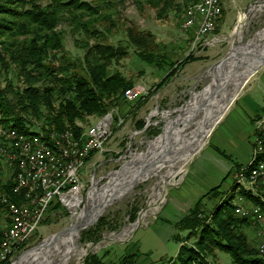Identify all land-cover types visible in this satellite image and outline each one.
<instances>
[{"label": "rangeland", "instance_id": "obj_1", "mask_svg": "<svg viewBox=\"0 0 264 264\" xmlns=\"http://www.w3.org/2000/svg\"><path fill=\"white\" fill-rule=\"evenodd\" d=\"M175 1L176 4L164 13L160 12V6L145 4L139 7L134 0H125L120 6V14L116 18L117 26L107 41L117 45H128L129 54L119 63L114 64L112 70H120L135 82L136 87H142L144 91L141 99L129 102L123 98L107 114L90 116L84 123L78 122L84 127V132L78 139L81 143L86 139L85 131L96 129L107 122L109 112L117 113L113 115L114 126L112 133L105 140L104 150L96 151L88 158L81 194L83 201L74 209L71 206L54 204L40 229L23 246H20L21 250H18L10 260L11 264L22 253L48 239L46 245L40 248L41 251L32 260L31 264H36L55 240L73 230L75 218L85 210L88 200L97 192L100 195L108 187L106 186L108 181L120 171L121 167L127 169L136 160L139 162L133 172H142V174L150 172L149 178L119 196L114 194L106 200L98 201L103 203L99 219L105 218L108 224L96 238L92 239L88 238V231L94 228L98 221L88 223L81 229L79 242L84 250V256L80 259V264H84L86 256L90 253H100L105 262L111 264L117 262L122 255L135 251L139 252V261L142 264H167L176 256L180 247L175 236L187 234L186 231L177 228L176 222L189 213L199 197V190L208 191L215 181L219 183L228 173L231 163L216 150V147H222L219 137L226 128H229L230 120L227 119L222 123L220 121L230 108L234 112L232 117L236 112L243 111L246 106L253 103V97L261 93V84L264 85V70L260 74L264 66L239 88L228 107L225 106L222 117L213 127L207 141H202L198 146L197 142L200 138L194 136L199 131L202 132L208 120L225 103L227 96L234 92L237 80L240 78L237 75H230L234 69H237V74L241 73L251 58L264 51V47L258 46L259 43L264 44V36L260 37L261 41L252 43L253 46L248 49L244 46L241 61H233L227 65L220 86L213 90L214 83H217L221 75L218 64L232 48L231 37L234 29L248 8L262 0H223L221 20L219 19L216 30L211 34V44L204 49L194 43L197 27L190 29L184 27L185 10L191 3L185 4L184 0ZM42 2L47 3L48 0ZM132 26L138 30L151 32L154 37V50L169 55V61H175L176 65L179 66L182 58L190 53L198 59L178 68L169 81L154 93L157 84L170 70V66L167 63L162 67L151 65L138 57L135 48L127 39V28ZM61 27L65 31L63 53L73 61H80L84 51L76 45L75 40L81 36L72 34L67 24H62ZM263 29L264 10L250 20L249 27L243 35L244 42L254 38L256 33ZM246 51L248 52L244 53ZM9 79L14 85H21V79L19 80L13 68L1 75L2 85H5ZM208 94L213 95L207 97ZM260 103L264 105L263 96L260 98ZM119 118L123 119L122 123H119ZM256 119L259 121V118ZM262 119L264 117L260 118ZM140 120L145 122L143 128L137 125ZM1 125L3 124L0 123V132L7 131ZM38 126L36 123L31 127L30 133L48 137L45 132L42 133L41 129L37 128ZM159 126L161 132L158 135L147 133L148 127ZM68 131L70 132L66 130L58 134ZM52 134L57 133L52 132L48 137L50 140ZM49 139L46 138L48 142ZM1 141L3 139L0 137ZM184 165L186 170L180 172ZM236 170L237 168L233 167V171L225 176V184L233 185L234 182L238 184L235 179ZM10 173L8 163L0 157V178L5 181ZM131 174L132 172H128L124 176H119L115 180L114 187L123 186ZM257 185H253L250 190L254 192ZM231 188L226 192H230ZM239 188L249 189L242 185H239ZM89 192L91 193L88 196ZM215 202V199H207L204 204L206 212H210L216 205ZM244 205L251 204L244 202ZM139 221L141 222L138 223ZM7 223V211L2 209L0 227L6 229ZM132 225L133 229L130 228ZM245 228L251 243L260 249L259 245L264 240V233L259 234V231L264 232V221L254 218L251 226ZM63 230L61 235L55 236ZM115 237L118 239L111 240ZM96 247H98L96 250H92ZM89 250L92 251L88 253ZM209 259L212 264H235L229 253L220 250ZM67 264H78V262L71 259Z\"/></svg>", "mask_w": 264, "mask_h": 264}, {"label": "trees", "instance_id": "obj_2", "mask_svg": "<svg viewBox=\"0 0 264 264\" xmlns=\"http://www.w3.org/2000/svg\"><path fill=\"white\" fill-rule=\"evenodd\" d=\"M124 1L48 0L43 3L42 0H0V123L4 129L28 134L37 123L47 134L70 130L79 139L84 127L78 122L84 123L90 116L107 114L129 96L130 91L136 88L135 82L120 70H112L114 64L129 54V46L107 41L117 26L116 18ZM134 1L139 7L145 4L160 6L162 13L176 4L175 0ZM199 1L184 0V3ZM62 24H67L75 36H81L75 40L84 51L78 62L63 53L65 31ZM127 39L141 60L160 67L164 63L170 66L154 93L169 81L178 68L198 59L190 53L182 58L179 66L176 65L175 61H169V55L154 50L151 32L133 26L127 28ZM10 68L16 71L21 85H14L11 79L2 85L1 75ZM137 125L143 128L145 122L140 120ZM160 132V126L147 128V133L154 136ZM254 133L263 148L253 155L255 158L249 169L264 161V128L256 127ZM255 144L254 141L256 147ZM242 166L239 163L234 165L237 169ZM10 169L7 180L0 178V194L22 204L26 201L25 191H15L17 172ZM208 194L213 198L224 196L210 212H206L203 198L199 199L189 213L176 222L177 228L187 234L175 236L180 247L167 264H212L209 258L218 250L229 253L235 264H264V252L251 243L245 228L251 226L253 216L242 217L235 213V201L242 197L244 202L251 204L248 206L258 207L264 214V184L259 183L253 192L239 188L234 182L226 194H223L220 184ZM2 209H5V204L0 199ZM107 224L105 218L99 219L95 227L88 231V238H96ZM4 233L5 229L0 227V247ZM47 241L45 239L22 253L13 264H31ZM139 257L138 251L126 253L111 264H142ZM0 264H11V261L0 260ZM84 264L107 263L100 253H90Z\"/></svg>", "mask_w": 264, "mask_h": 264}, {"label": "built area", "instance_id": "obj_3", "mask_svg": "<svg viewBox=\"0 0 264 264\" xmlns=\"http://www.w3.org/2000/svg\"><path fill=\"white\" fill-rule=\"evenodd\" d=\"M223 13V0H203L202 2H193L185 10L184 27L189 29L190 20H199L200 28L195 30L194 43L199 48H206L211 43V34L216 30L219 19ZM144 89L136 87L132 89L129 96H126V101L136 102L141 99V94ZM117 114L109 112L107 122L100 125L97 129L85 131L86 144L83 146V151L80 157L71 156V147H61V156L50 158V150L34 151L35 165L38 166V172H45V180H48V173H53V168H60V175H57V183L48 189L47 196L32 200L31 208H28V214H20V206H12V201L5 199L4 194H0V199L5 204L7 211L8 223L4 233L3 245L0 253V260H12L14 255L26 241L30 239L41 227L43 220L48 216L54 204L65 205L68 207V202L74 199L76 190L82 194L84 187V172L88 158L96 151L104 150L105 140L110 136L113 129L114 117ZM123 119L119 118V123ZM258 128H264V119L257 121ZM37 128L45 132L39 125ZM51 135V134H47ZM0 137L5 142L0 144V157L3 158L16 172L21 173V180L24 179V151L29 148V142H25L23 137H15L9 131H1ZM68 139V138H67ZM256 147L253 153L262 149V143L259 139H254ZM57 144V140H54ZM247 165V164H246ZM14 167V168H13ZM235 172V179H243V168ZM264 178V169L258 175ZM243 185L249 186V182H243ZM82 196V195H81ZM58 210V209H57ZM235 212L239 216H253L255 219L263 220L264 214L258 211V207L244 205L242 197L236 200ZM259 246H264V240Z\"/></svg>", "mask_w": 264, "mask_h": 264}, {"label": "bare ground", "instance_id": "obj_4", "mask_svg": "<svg viewBox=\"0 0 264 264\" xmlns=\"http://www.w3.org/2000/svg\"><path fill=\"white\" fill-rule=\"evenodd\" d=\"M201 0L200 2H202ZM264 10V0H262L257 5H252L250 8H248L247 12H245V15L243 18L239 21L238 26L234 29L232 37H231V53H235L238 48L244 46L247 47V49L252 45V43H256L261 41L262 36H264V29L257 32L254 38H252L249 41L244 42L245 37L243 35L245 34V31H247L249 27V22L252 18L257 16L258 14L262 13ZM242 15V14H241ZM196 26L197 30L200 28V21L199 20H190L189 22V29ZM262 34L260 35V33ZM242 38V39H241ZM241 39V40H240ZM230 68V67H229ZM218 70L221 71L220 67ZM223 74L220 75V77L217 80V83H214L213 90L215 87L220 86V83L222 82ZM235 79V78H234ZM227 81V80H226ZM240 81V78L237 80V83L235 85V88L237 87L238 83ZM216 91V90H215ZM235 91V90H234ZM235 93V92H234ZM233 92H231V95L225 99V103L222 104V107L216 111L214 115H216L218 118L222 117V111L226 108L224 106L228 107V101H230L231 97L234 98ZM213 95V94H212ZM211 94H208L207 97H211ZM226 96V95H225ZM207 115V114H206ZM215 116V117H216ZM205 122V120H204ZM203 122V123H204ZM210 122V119L208 120V123ZM208 126V124H207ZM207 126L204 127V129L198 132L194 137H199L200 140H198V146L202 141H207L208 136L211 133V127L207 129ZM98 127H96L97 129ZM9 133H13L15 137H23L25 142H29V148H25L24 151V168L26 169L24 172V179L21 180V173L17 172V185L15 187V191L21 192L22 190L25 191V198L26 201L21 204L20 207V214H28V208H31L32 206V200H38L39 198H44L47 196L48 189H52V186H55V183H57V175H60V168H53V173H48V180H45V172H38V166L35 165V156L34 151L36 150H50V158H57L61 156V147H71V156L73 157H80L81 152L83 151V146L86 144V139L84 141L78 142L79 140L75 138L72 131H68L64 134H52L51 140L48 142L46 138L42 135H34L29 132V134L26 133H19L16 130L9 129L7 130ZM43 133V132H42ZM61 133V132H60ZM47 136V135H46ZM68 138V139H67ZM195 139V138H194ZM54 140H57V144H54ZM81 140V139H80ZM59 144V145H58ZM256 145V144H255ZM263 146V145H262ZM263 148V147H262ZM257 150L254 155L261 151ZM190 158V157H189ZM253 159L251 162L243 168V179H236L239 185H242L247 188H253V185L255 184H264V178L263 176H254L258 175L259 172L264 169V161L259 162L257 165H255L253 168L249 169V166L252 164ZM139 160L134 161L127 169H120L118 173L113 175L111 179L108 181V186L100 195L95 193L87 202V205L85 207V210L81 212V214L75 218V227L71 232H69L67 235L62 236L61 238L57 240H53L51 243L50 249L39 258L36 264H67L71 259L77 260L78 264L81 262L82 256H84V250L81 246V243L79 242L80 238V231L81 229L87 225L88 223L94 222V220L100 215V210L103 208V203H99L100 199H107L111 195L116 194V196H119L123 194L125 191L133 189L138 183L141 181L149 178L150 172L147 174H142V172H133L135 170V166ZM253 165V164H252ZM251 165V166H252ZM186 167L185 165L179 170L180 172L185 171ZM139 171V170H137ZM128 172H132V174L128 177L126 183L123 184V186L120 187H114L115 180L120 176L126 175ZM152 173V172H151ZM176 174H173V176ZM172 176V177H173ZM168 178V177H167ZM243 182H249V186L243 185ZM5 199H8L5 196ZM83 201V198L79 194V190H76L74 194V199L70 202H68V207L71 206L72 209H74L75 206L79 205L80 202ZM12 206H20V204H17L15 202H12ZM258 211L260 209L258 208ZM100 212V213H99ZM261 213V212H260ZM264 221L261 220V222ZM139 221L138 223H140ZM136 223V224H138ZM130 228H134L133 225ZM128 229L126 228L125 231ZM263 234L264 232L259 231V234ZM118 239V237L112 238L111 240ZM3 241L1 244L2 249ZM100 247V246H98ZM98 247L92 249L96 250ZM92 250H89L88 253ZM260 250L264 252V246H260ZM1 253V250H0ZM39 255V256H40Z\"/></svg>", "mask_w": 264, "mask_h": 264}, {"label": "crops", "instance_id": "obj_5", "mask_svg": "<svg viewBox=\"0 0 264 264\" xmlns=\"http://www.w3.org/2000/svg\"><path fill=\"white\" fill-rule=\"evenodd\" d=\"M263 70L264 68L260 71V74ZM260 88H262L260 89V94L264 98V85L261 84ZM260 94L253 97V103L246 106L243 111H238V113L236 112L232 117L231 115L234 112L232 108H230V110L225 113V116H223V119H221L220 121V123H222L227 119L230 120L229 128H226V130L223 131V133H221L219 137V143L222 147H216V150L223 157H225L227 161L231 163L230 169H228V173L233 171V167L236 163L246 165L249 164L253 158V146L255 139L254 132L257 127V121L254 120L256 118H259L260 120V118L264 117V105L260 103ZM237 102L238 101H236V103ZM225 166H227V164H225ZM225 176L219 183H217L218 181H215L214 185H212V188H214L221 184V190L223 194H226V191L229 190V188H231L232 186L225 184ZM211 189H209L208 191H203L202 189L199 190V197L196 199V202L199 199L203 198L202 202L204 205L207 199L211 198L215 199V201L217 202H215V204L217 205L224 195L213 198L211 194H208Z\"/></svg>", "mask_w": 264, "mask_h": 264}, {"label": "water", "instance_id": "obj_6", "mask_svg": "<svg viewBox=\"0 0 264 264\" xmlns=\"http://www.w3.org/2000/svg\"><path fill=\"white\" fill-rule=\"evenodd\" d=\"M258 46L260 47H264V44H258ZM243 47L238 48V50H236L235 53H231V51L228 52V54L219 62V67L221 69V74L224 73L225 68L227 67V65H229L230 63H232L233 61H241V56L243 55L242 53ZM248 51L244 52L247 53ZM262 66H264V51L260 54H256L254 58H251V61L248 63L247 67L241 72L237 74V69H234V72H232L230 75L231 76H239L240 77V81L237 85V87L235 88V93L233 94V96L236 94V92H238L239 88L241 86H243L244 83H246L249 78L251 76L254 75V73H256ZM212 97V96H211ZM233 98L231 97L230 101H228V105L232 102ZM225 108V106H224ZM223 113V111H222ZM213 115L210 118V122L208 123L207 129H209L211 127V132L213 127H215L216 123L219 121V118ZM171 131V130H170ZM164 132V129L162 131V133ZM161 133V134H162ZM122 169V167L120 168ZM119 169V170H120ZM100 215L94 220V223L98 221ZM63 231H60L58 233L55 234L56 237H58L59 235H61Z\"/></svg>", "mask_w": 264, "mask_h": 264}]
</instances>
